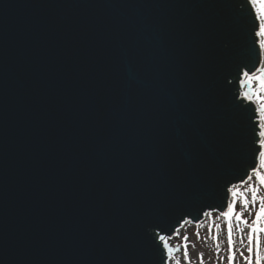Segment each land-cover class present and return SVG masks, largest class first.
Masks as SVG:
<instances>
[{
  "label": "water",
  "instance_id": "1",
  "mask_svg": "<svg viewBox=\"0 0 264 264\" xmlns=\"http://www.w3.org/2000/svg\"><path fill=\"white\" fill-rule=\"evenodd\" d=\"M252 27L247 0H0V264H161L219 213Z\"/></svg>",
  "mask_w": 264,
  "mask_h": 264
},
{
  "label": "snow or ice",
  "instance_id": "2",
  "mask_svg": "<svg viewBox=\"0 0 264 264\" xmlns=\"http://www.w3.org/2000/svg\"><path fill=\"white\" fill-rule=\"evenodd\" d=\"M247 5L250 10V17L253 22L251 28V37L253 38L255 47V65L254 70L246 69L241 72L239 84L245 90L240 92V97L248 104L254 106L256 119L253 121L254 132V161L242 178L236 184H229L226 187L225 206L219 210L220 217H224L228 223L227 230V256L225 259L228 264H236L237 250L233 239V224L232 218L239 223H244L247 226L246 242L244 237H241L243 249L239 251V257L244 261V264H264V194H261V189H264V0H247ZM217 209L213 208L210 212L205 211L203 215L209 216ZM245 215L252 217L251 221L245 218ZM219 227V225H216ZM174 235H179L175 232ZM196 238L200 239L199 233H195ZM159 240L163 246L161 254V264H169V261H175V264H180L173 256V249L166 242L164 236H159ZM185 241L188 237H183ZM183 252V260L189 261V252L187 247ZM179 249H176L178 251ZM246 253V254H245ZM199 259L203 264V254H200Z\"/></svg>",
  "mask_w": 264,
  "mask_h": 264
},
{
  "label": "rangeland",
  "instance_id": "3",
  "mask_svg": "<svg viewBox=\"0 0 264 264\" xmlns=\"http://www.w3.org/2000/svg\"><path fill=\"white\" fill-rule=\"evenodd\" d=\"M245 89L242 88V91ZM261 194H264V189H261ZM219 215L213 212L209 216H204L200 222L189 223L182 225L178 230L179 235H173L168 238V244L171 245L173 256L180 264H201L199 259L200 254H203V264H228L225 257L227 256V230L226 225L228 221L224 217L216 218ZM245 218L251 221L252 217L245 215ZM233 224V239L237 250L236 264H244V261L239 257V251L243 249L244 245L241 244V237L243 236L246 242L247 226L244 223H239L237 228V221L232 218ZM219 225V227H216ZM199 233L200 239L196 238L195 233ZM187 236L188 240L185 241L183 237ZM264 239V234H262ZM189 252V261L183 260V252L185 247ZM176 249H179L176 251ZM264 250V248H262ZM246 254V253H245ZM170 264H175L171 261Z\"/></svg>",
  "mask_w": 264,
  "mask_h": 264
},
{
  "label": "bare ground",
  "instance_id": "4",
  "mask_svg": "<svg viewBox=\"0 0 264 264\" xmlns=\"http://www.w3.org/2000/svg\"><path fill=\"white\" fill-rule=\"evenodd\" d=\"M170 246V245H169ZM171 247V246H170Z\"/></svg>",
  "mask_w": 264,
  "mask_h": 264
}]
</instances>
